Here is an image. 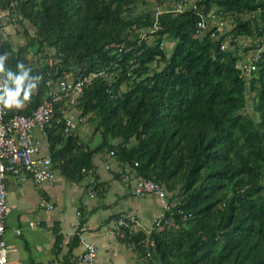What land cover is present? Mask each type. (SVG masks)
Segmentation results:
<instances>
[{
	"label": "trees",
	"instance_id": "obj_1",
	"mask_svg": "<svg viewBox=\"0 0 264 264\" xmlns=\"http://www.w3.org/2000/svg\"><path fill=\"white\" fill-rule=\"evenodd\" d=\"M190 1L197 8L156 13ZM155 2L149 9L150 0H0L5 86L14 89L8 72L20 75L18 64L41 77L30 100L6 107L7 116L30 114L67 73L105 69L75 104L99 143L66 129L67 101L60 102L44 130L55 167L71 181L93 176L99 190L101 154L124 167L121 175L166 186L176 208L191 215L176 212L173 224L126 227L119 236L147 255L146 264H264V49L254 70L242 65L264 48V0ZM210 13L232 28L213 37L209 16L202 33L198 20ZM5 18L24 26V43L5 34Z\"/></svg>",
	"mask_w": 264,
	"mask_h": 264
},
{
	"label": "crops",
	"instance_id": "obj_2",
	"mask_svg": "<svg viewBox=\"0 0 264 264\" xmlns=\"http://www.w3.org/2000/svg\"><path fill=\"white\" fill-rule=\"evenodd\" d=\"M37 135L47 139L44 132ZM99 190L93 188V176L79 181L64 177L55 167L52 181L38 184L32 177L20 180L11 175L7 179L9 213L6 217L5 238L8 241V264H65L72 254L83 250L80 237L71 248L74 236L86 227L82 234L99 245L98 264H143L134 246L109 229L121 215L136 213L142 220L143 230L151 228L153 219L160 212L157 198L151 194L136 196L132 193L130 175L125 179L112 158L95 156ZM104 164L110 167L102 168ZM108 171V172H106ZM101 189V193L99 192ZM151 195L155 201L147 200ZM46 199L53 208L41 205ZM74 211L77 215L74 214ZM80 211V214H78ZM36 224L31 226L30 222ZM20 229L18 233L16 230ZM56 229L62 240L56 244Z\"/></svg>",
	"mask_w": 264,
	"mask_h": 264
},
{
	"label": "built area",
	"instance_id": "obj_3",
	"mask_svg": "<svg viewBox=\"0 0 264 264\" xmlns=\"http://www.w3.org/2000/svg\"><path fill=\"white\" fill-rule=\"evenodd\" d=\"M188 5L197 8V4L194 1L189 3L178 2L172 9L157 6L156 13L159 15L163 11H182ZM3 15V11L0 9V17ZM209 16L214 18L212 13L208 15L201 14L198 20V28L202 33L209 27ZM10 17L13 21L16 20V16L13 13H10ZM14 24L16 25V22ZM225 29V22L216 20V27L212 31V36L219 37ZM229 38V35L225 38L222 48H226ZM263 49V47H259L244 59L242 65L246 72H251L256 68L255 60L260 57ZM106 75L105 69L91 74H79L77 77L67 73L65 78L60 79L56 85H52L43 102L30 114L15 113L8 117L6 107L0 104V264L9 263L8 241L5 238L6 217L10 209L7 188L8 177L14 175L20 180L32 177L38 184L54 179L55 165L50 152V143L47 139L39 137L37 131L44 132L45 127L50 123L54 115L56 105L64 100L67 101V106L61 110L66 119V129H76V121L71 115L72 108L75 107L78 98L83 94L86 85L90 84L95 77H105ZM50 83L51 81H48V84ZM5 85L6 79L0 73V94H3ZM109 167L107 165V168ZM122 176L128 179L130 172L128 170L124 171ZM132 193L136 196L151 194L159 201L161 209L153 220L149 231L153 227L160 228L164 224H173L176 212L180 213L184 219L191 215V213L186 212L182 208H176L178 201L172 199L166 186L155 179L142 175L133 176ZM41 205L53 208V204L46 199L41 200ZM78 214H80V211H78ZM35 224L33 221L30 222L31 226ZM126 227L138 230L143 229L144 224L136 213H129L116 218L115 224L109 229V232L120 236ZM85 229L86 227L82 226L81 231L77 233L83 250L78 254H72L68 263L65 264H98L99 245L82 234ZM16 231L18 233L21 232L20 229ZM146 256H140L143 264H146Z\"/></svg>",
	"mask_w": 264,
	"mask_h": 264
},
{
	"label": "rangeland",
	"instance_id": "obj_4",
	"mask_svg": "<svg viewBox=\"0 0 264 264\" xmlns=\"http://www.w3.org/2000/svg\"><path fill=\"white\" fill-rule=\"evenodd\" d=\"M155 1L156 0H150V5L148 6L149 9H152L154 7V4L156 3ZM170 1L171 0H166L165 4L167 5ZM216 20H218V19H216ZM224 22H225V28L226 29L232 28L233 24L231 23V21L224 20ZM26 23H27L26 24L27 27L30 28L31 31H33L34 29L31 26V24L29 22H26ZM214 23H215V21L211 20V25H213ZM23 29H24L23 25H21V24L15 25L14 23H10L9 19L5 18V27H4L3 31L5 32V34L7 36L11 37V39L15 43L21 44V43H24L26 41V38L23 34ZM250 39H247V38L245 39L246 45H248L250 43V41H251ZM166 45H168V43ZM171 45H173V44L170 43L169 46L171 47ZM123 88H124V86H123ZM250 111H251V108H250ZM71 115L74 117V119L76 121L77 130L80 133V135L86 141H90L93 146L96 145L97 143H99L100 136L98 134L93 133V125L91 123H89V121H87L86 118L80 117V110L78 108L73 107ZM102 168L108 170V168H105L104 164H102ZM106 172H108V171H106ZM145 198L149 201L150 200L155 201V198L152 197L151 195H147V196H145ZM74 214L77 215L75 211H74ZM147 232H150V231L148 230Z\"/></svg>",
	"mask_w": 264,
	"mask_h": 264
},
{
	"label": "clouds",
	"instance_id": "obj_5",
	"mask_svg": "<svg viewBox=\"0 0 264 264\" xmlns=\"http://www.w3.org/2000/svg\"><path fill=\"white\" fill-rule=\"evenodd\" d=\"M7 53L0 56V73L5 71L4 61L7 59ZM20 75L13 76L12 72H8L9 81L15 86L14 89H9L7 86L3 88V94H0V104L7 108H20L23 104L30 100L31 94L37 87V83L41 77H29L30 69H25L23 64H18ZM22 96V98H21Z\"/></svg>",
	"mask_w": 264,
	"mask_h": 264
}]
</instances>
